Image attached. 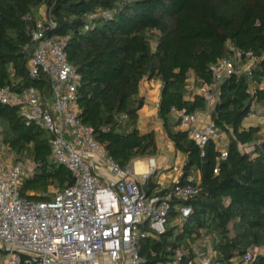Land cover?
Returning <instances> with one entry per match:
<instances>
[{
	"label": "trees",
	"instance_id": "1",
	"mask_svg": "<svg viewBox=\"0 0 264 264\" xmlns=\"http://www.w3.org/2000/svg\"><path fill=\"white\" fill-rule=\"evenodd\" d=\"M42 7L50 9L56 24L48 34L68 38V60L80 75L81 121L113 160L126 169L158 154L156 132H142L138 120L142 81L159 80L164 134L187 157L181 181L200 172L201 191L189 202L193 213L183 229L178 233L171 225L160 238L141 240L148 263L169 260L188 240L211 236L212 264H244L252 249L256 253L248 264H264V133L259 125H243L251 101L264 102V0H0V89L20 94L35 87L47 100L49 78L43 72L33 78L29 71ZM102 11L110 15L89 17ZM229 44L257 57L256 92L250 93L245 77L221 83L211 111L212 122L228 139V156L221 159L212 141L202 154L171 109L206 110L204 97L187 95L189 79L211 82L210 66L229 54ZM123 114L128 118L121 121ZM0 126L2 143L16 159L37 164L22 180L23 198L47 201L56 195L51 188L59 193L73 184L69 169L50 158V134L28 125L21 106L0 102Z\"/></svg>",
	"mask_w": 264,
	"mask_h": 264
},
{
	"label": "built area",
	"instance_id": "2",
	"mask_svg": "<svg viewBox=\"0 0 264 264\" xmlns=\"http://www.w3.org/2000/svg\"><path fill=\"white\" fill-rule=\"evenodd\" d=\"M109 15L102 11L89 17ZM55 26L50 9L42 7L32 32L36 47L29 61L33 78L41 72L49 78L51 98L43 100L35 87L20 94L4 87L0 102L21 106L28 125L35 124L50 134V158L69 169L73 184L47 201L23 198L22 180L34 173L37 164L17 160L9 147L0 145V264H149L141 253V240L158 239L171 225L178 233L183 229L193 213L189 202L201 191L200 172L181 181L182 166L170 186L150 187L148 180L158 172L154 159L143 173L134 166L122 169L113 160L81 121L77 99L80 75L68 60V38L48 34ZM228 49L227 56L211 64L212 81H196L195 92L187 94L205 98L210 120L201 121L198 112L171 109L179 129L188 133L202 154L206 143L212 141L221 159L228 156V139L211 120L221 83L232 76L245 77L251 82L250 93L256 92L253 70L257 57L233 44ZM155 107L159 109L160 100ZM127 118L123 114L120 120ZM246 119H264V102L253 99ZM104 171L114 179L105 178ZM173 211L176 215L172 217ZM255 253L256 249L249 251L244 264ZM215 257L211 236H203L188 240L169 260L155 264H212Z\"/></svg>",
	"mask_w": 264,
	"mask_h": 264
},
{
	"label": "crops",
	"instance_id": "3",
	"mask_svg": "<svg viewBox=\"0 0 264 264\" xmlns=\"http://www.w3.org/2000/svg\"><path fill=\"white\" fill-rule=\"evenodd\" d=\"M162 83L159 80L144 79L140 86V95L144 99V105L139 110L138 127L142 132L154 130L157 135L158 154L152 158L134 161V166L138 173H143L149 166L150 159H154L158 166L157 174L151 177L153 185H160L163 188L170 186L179 177V168L186 162V155L177 151L174 144L165 136L162 121L158 116V109L155 107L156 101L161 97ZM201 121H209L210 115L207 110L197 111ZM244 127L261 126L264 131V119H245ZM198 173V172H197ZM141 179V175L137 177ZM262 253L264 251H261ZM80 264V263H65Z\"/></svg>",
	"mask_w": 264,
	"mask_h": 264
},
{
	"label": "rangeland",
	"instance_id": "4",
	"mask_svg": "<svg viewBox=\"0 0 264 264\" xmlns=\"http://www.w3.org/2000/svg\"><path fill=\"white\" fill-rule=\"evenodd\" d=\"M196 80H195V76H193V75H191V77H190V79H189V85H188V95H191L192 93H194L195 92V88H196ZM261 120H263V119H261ZM0 132H1V126H0ZM263 133H264V131H263ZM2 144V140H1V136H0V145ZM6 157L7 158H9L8 157V155H6ZM27 160H29V159H27ZM131 166V165H130ZM102 171V170H101ZM103 173V176L105 177V178H109V179H114V176L113 175H110V174H108V173H106L105 171L104 172H102ZM139 181H141V179H139ZM51 194H57V192H56V190H54V189H50V191H49ZM108 264V263H107Z\"/></svg>",
	"mask_w": 264,
	"mask_h": 264
},
{
	"label": "water",
	"instance_id": "5",
	"mask_svg": "<svg viewBox=\"0 0 264 264\" xmlns=\"http://www.w3.org/2000/svg\"><path fill=\"white\" fill-rule=\"evenodd\" d=\"M143 190H144L145 192H147V186H146V185L143 187Z\"/></svg>",
	"mask_w": 264,
	"mask_h": 264
}]
</instances>
